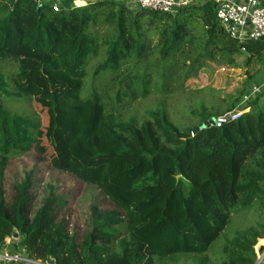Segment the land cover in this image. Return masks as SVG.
Masks as SVG:
<instances>
[{
    "label": "trees",
    "instance_id": "1",
    "mask_svg": "<svg viewBox=\"0 0 264 264\" xmlns=\"http://www.w3.org/2000/svg\"><path fill=\"white\" fill-rule=\"evenodd\" d=\"M216 12L0 0V251L17 230L12 244L42 263L264 264V221L226 237L236 215L264 214V91L239 111L264 39H232ZM210 65L245 70L236 95L189 88ZM33 152L110 208L91 203L80 233L56 187L39 202L27 173L6 189L11 160Z\"/></svg>",
    "mask_w": 264,
    "mask_h": 264
},
{
    "label": "rangeland",
    "instance_id": "2",
    "mask_svg": "<svg viewBox=\"0 0 264 264\" xmlns=\"http://www.w3.org/2000/svg\"><path fill=\"white\" fill-rule=\"evenodd\" d=\"M241 59L242 58H240V60ZM48 78L57 88L63 85V80L61 79L55 77ZM243 82L244 76L241 70L210 65L208 69L201 72L196 81H192L188 83V85L191 90L209 88L219 91L221 95H236L238 90L243 87ZM88 85L89 83H87L86 86ZM38 87V90L35 92L36 97L42 93L41 85L39 84ZM74 87L73 91H81L79 90V84ZM82 95L83 92L81 97H83ZM201 99L208 102L207 98H204L203 95ZM245 106L246 105L241 103L239 111L245 108ZM182 115L183 113L179 114L180 117ZM186 115L184 116L185 120L183 119V123L188 125H191L192 123L195 124L194 122H191ZM91 125L92 130L96 131L99 129V125H97L96 121ZM49 163L39 160V157L35 152L29 153L23 157L13 158L5 174V187L8 190L11 189L14 182L22 180L25 174L32 173L39 202L45 197L46 190L49 186L56 187L58 194H61L68 200L67 211L70 212L71 228L75 227L81 233L85 230L86 213L91 203L97 201L103 208H110V204L101 196V193H99L97 188L81 181L76 175L57 169ZM258 213L248 212L236 215L230 226L229 234L228 232L226 233V237H232V234L237 230L256 226L258 223L263 222L264 214ZM13 241L15 240L10 239L7 241V244L9 243L12 245V243H15ZM222 243L223 240L218 242L215 246V249L218 252ZM261 248H264V240H260L255 248L259 259L263 257ZM206 257L208 259L207 264H219L218 255L216 257L213 252ZM198 261V257L181 256L175 259L172 264H197Z\"/></svg>",
    "mask_w": 264,
    "mask_h": 264
},
{
    "label": "built area",
    "instance_id": "3",
    "mask_svg": "<svg viewBox=\"0 0 264 264\" xmlns=\"http://www.w3.org/2000/svg\"><path fill=\"white\" fill-rule=\"evenodd\" d=\"M40 5H47L56 13L68 9L71 3L78 0H31ZM141 10L159 11L175 14L182 6L191 3L199 4V0H114ZM217 6L216 16L221 28L232 38L240 42L258 41L264 39V5L259 0H213ZM261 92L254 86L243 97L242 104L250 102ZM238 114L229 118L236 119ZM17 256L3 255L0 251V264L14 262L22 264H48L35 262L26 257L25 251Z\"/></svg>",
    "mask_w": 264,
    "mask_h": 264
},
{
    "label": "crops",
    "instance_id": "4",
    "mask_svg": "<svg viewBox=\"0 0 264 264\" xmlns=\"http://www.w3.org/2000/svg\"><path fill=\"white\" fill-rule=\"evenodd\" d=\"M97 0H78L75 4L77 6H88L91 3L95 2ZM242 1V0H240ZM263 5H264V0H259ZM206 2V0H199V4L203 5ZM243 60V59H241ZM251 71H253L256 75L255 80L253 81L251 88H254V86L261 88V91H264V54L261 57V61L257 62L256 66H253L252 68H250ZM243 72V76L244 78L246 77V72L245 70H242ZM250 88V89H251ZM1 253L3 255H10V256H17L21 253V251L19 249H17L16 246H14L13 244H9L8 246H6ZM2 264H22V263H14V262H3Z\"/></svg>",
    "mask_w": 264,
    "mask_h": 264
},
{
    "label": "water",
    "instance_id": "5",
    "mask_svg": "<svg viewBox=\"0 0 264 264\" xmlns=\"http://www.w3.org/2000/svg\"><path fill=\"white\" fill-rule=\"evenodd\" d=\"M12 238L15 241H18L19 240L20 235H19V232L17 230L14 231ZM48 264H55V262L54 261H50ZM258 264H259V262H258Z\"/></svg>",
    "mask_w": 264,
    "mask_h": 264
}]
</instances>
